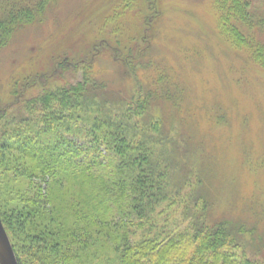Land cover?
<instances>
[{
	"label": "trees",
	"instance_id": "16d2710c",
	"mask_svg": "<svg viewBox=\"0 0 264 264\" xmlns=\"http://www.w3.org/2000/svg\"><path fill=\"white\" fill-rule=\"evenodd\" d=\"M50 1L0 0V49L19 28L41 20ZM215 4L221 31L264 67V41L257 39L264 8L254 0ZM119 59L126 88L114 91L93 75L92 54L77 61L65 56L49 73L13 81L14 102L0 105V215L19 264H262L243 246L250 235L262 247L258 228L216 212L204 188L188 228L157 227L171 193L168 166L187 167L181 158L192 151L181 152L164 134L163 148L175 152L168 154L171 160L161 154L163 165L155 138H142L131 119L111 107L124 104L134 107V115H151L160 105L153 101L157 92L177 102L179 90L166 82L148 89L139 78L132 85L131 62ZM35 84L39 92L29 95ZM78 137L81 148L75 147ZM181 179L177 174L171 187Z\"/></svg>",
	"mask_w": 264,
	"mask_h": 264
},
{
	"label": "rangeland",
	"instance_id": "374dc122",
	"mask_svg": "<svg viewBox=\"0 0 264 264\" xmlns=\"http://www.w3.org/2000/svg\"><path fill=\"white\" fill-rule=\"evenodd\" d=\"M254 1L264 8V0ZM257 39L264 41L263 29ZM89 54L93 75L114 91L129 85L119 57L131 62L132 85L139 78L147 88L166 82L179 90L177 102L157 92L153 101L160 105L152 106L151 115L109 106L118 117H129L142 138H155L151 143L163 165L161 154L175 152L163 148L164 134L181 152L192 151L190 162L181 158L187 167L168 166L171 193L157 227L188 228L204 188L216 212L258 228L262 247L250 235L243 246L247 257L264 264V67L221 31L215 0H51L41 20L19 28L0 49V105L14 102L13 81L49 73L65 56L77 61ZM82 77L78 71L77 79ZM37 85L27 93L37 94ZM80 137L75 147L81 148ZM177 174L182 183L171 187Z\"/></svg>",
	"mask_w": 264,
	"mask_h": 264
},
{
	"label": "water",
	"instance_id": "95a60500",
	"mask_svg": "<svg viewBox=\"0 0 264 264\" xmlns=\"http://www.w3.org/2000/svg\"><path fill=\"white\" fill-rule=\"evenodd\" d=\"M0 264H19L12 242L0 215Z\"/></svg>",
	"mask_w": 264,
	"mask_h": 264
}]
</instances>
